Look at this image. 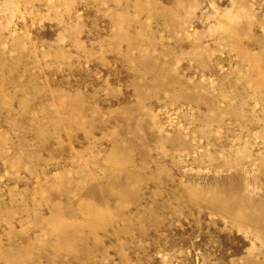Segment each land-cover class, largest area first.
<instances>
[{
	"label": "rangeland",
	"instance_id": "374dc122",
	"mask_svg": "<svg viewBox=\"0 0 264 264\" xmlns=\"http://www.w3.org/2000/svg\"><path fill=\"white\" fill-rule=\"evenodd\" d=\"M0 264H264V0H0Z\"/></svg>",
	"mask_w": 264,
	"mask_h": 264
}]
</instances>
